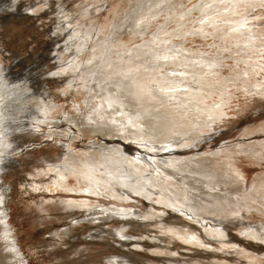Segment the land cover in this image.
I'll list each match as a JSON object with an SVG mask.
<instances>
[{"label": "rangeland", "instance_id": "374dc122", "mask_svg": "<svg viewBox=\"0 0 264 264\" xmlns=\"http://www.w3.org/2000/svg\"><path fill=\"white\" fill-rule=\"evenodd\" d=\"M208 2L0 0V86L2 83L6 86L12 84L21 90L36 72H41L39 75L47 85L45 94H49L48 106L53 107V111L42 115L36 110L37 106H29L23 112L24 117L16 113V119L8 123L7 117L3 116L4 122L0 124V153L6 163L1 168L0 186L7 196L3 198L7 205L3 209L7 225H0V264H111L114 260L119 264H252L254 258L247 260L234 249L263 253L264 244L243 237L248 219L252 225H264L263 213L253 212L247 218L235 215L236 219H227L230 236L223 239L226 245L205 241L211 246L203 248L196 239L194 242L200 247L182 242L186 230L197 233L200 238L207 236L202 228L188 220L190 217H184L178 210L195 204L201 194L206 195L203 193L205 188H200V177L205 176V169L209 168L195 161L205 153L213 154L225 148L233 150L225 159H231L236 170L242 172L244 181L241 178L239 181L243 187L255 184L264 175L263 158L255 159L236 150L247 140L256 142V133L264 122V106L250 99L244 88L231 87L233 96L225 102L223 115L213 130L199 133L195 140L185 141L181 147H171L172 150L168 148L181 138L175 127L169 128L158 140L142 137L140 140L138 136L140 142L137 145L115 132L106 137L84 133L87 128L92 129L95 122L108 118L107 113L105 115L95 107L97 100L90 99L92 94L88 93V87L100 93L98 87L105 85L110 93L115 94L110 90L124 87L129 78L119 73L111 75V80L93 79L99 75L95 69L104 57L112 59L128 55L131 49L161 36L170 42L163 45L166 49L154 50L158 55L165 52L174 57L191 52V58L204 55L211 58L218 53L222 46L218 37L189 33L203 16L211 12L202 8ZM251 11L258 26L264 28V3ZM122 50H125L124 54ZM74 58L79 61L71 72L52 78L57 61L66 64ZM223 62V77L231 75V70H237L227 54ZM183 69L181 63L169 64L160 67L157 75L166 77L169 72ZM199 69L202 70V66ZM205 74L209 75L208 72ZM81 82L90 84L84 87L86 84ZM80 84L84 89L77 87ZM29 94L36 95L33 89ZM112 106L106 111L119 108ZM90 118L93 121H88ZM128 118L125 120L120 115L118 124H129L133 116ZM15 120L18 124L26 120L24 124L28 122L34 128L29 135L26 134L25 142L15 143L10 139V133L19 129L13 125ZM93 127L97 128L96 125ZM255 130L257 132L253 133ZM97 145L119 149L127 155L120 151L103 153ZM64 146H68L67 149L63 150ZM152 146L160 147L159 151L150 152ZM143 149L148 150L151 158L148 164L133 159L143 154ZM172 156L193 158L168 163V157ZM174 164L181 165L182 169L174 173ZM64 167L75 174L70 172L69 175ZM63 168L68 174L64 173L67 177L61 180L62 176L56 174ZM149 184L155 187L152 202L141 196L131 194L127 198L123 195L125 188H145ZM148 192L152 191L146 188ZM241 195L238 199L242 203ZM246 196V202H254L249 194ZM77 202L89 204L90 209L88 207L85 212L69 208ZM200 207L198 214L205 224L209 219L216 220L221 213L218 204L211 209ZM108 208L115 213H122L125 209L130 216L121 217L112 212L106 216L101 214ZM260 230L264 231L263 227ZM8 235L19 247L22 262L11 251ZM263 235L261 232L260 236ZM230 240L232 243L228 242ZM263 256L264 253L260 259Z\"/></svg>", "mask_w": 264, "mask_h": 264}, {"label": "bare ground", "instance_id": "6f19581e", "mask_svg": "<svg viewBox=\"0 0 264 264\" xmlns=\"http://www.w3.org/2000/svg\"><path fill=\"white\" fill-rule=\"evenodd\" d=\"M208 1V3L212 5V7L206 8V10L204 9L205 12L209 9L211 10V12H208L209 14H206L205 16L211 17L212 19L203 25L198 22L193 27V31L191 32V29L189 33L191 35L196 34L200 37L210 35H215L216 37H218L220 43H222V46L217 50L218 53H216L211 58H208L205 55L197 56L195 58H193V56L191 58V52L182 53L174 57L170 55L168 56L165 52L163 54L159 53L158 55V53L154 52V50L159 47L162 50L166 49L167 47H164L165 43L170 42V39L166 40L161 36L156 37L155 39L153 38L154 40L149 44L142 43L141 45L137 46V48L131 49L130 54L128 55H118L117 58L112 59L104 57L101 61L99 60L100 66L95 69V72L99 73V75H97V77L93 79L102 80L105 78L107 80H111V75L119 73H124L129 78H127L128 80L126 81V84L123 85L124 87L116 89V91L110 90L114 91L115 94L110 93L109 87L107 89V86L105 85L104 87H98L100 91L99 93L91 86H87L90 83L87 84L86 82H81L86 84V86L84 87H88V93L93 95L90 96V99L97 100L95 107L100 108V111L104 112L105 115L106 113L108 114V118L105 117V119H102V121L100 122H98L97 120H95L97 122L94 121L97 128H94L93 126L95 125L92 124V129L89 130L87 128V130H84L85 132L83 131L84 133L91 136H93L92 134L97 133L99 135H103V137H106L108 135H113L115 132L118 133L123 139L131 141L132 143L137 145V143L141 140L140 137L147 140H158V137H163L166 135L165 132L169 128L175 127L176 132H178V135L181 136V138L178 140L177 144L171 145L168 148L172 150L171 147H181L183 146V143H185V141H191L192 139L195 140L196 138H198L199 133L209 132L210 130H213V127L216 125L217 121H219L221 113H223L224 106L226 105L225 102L233 96L231 87L241 89L244 88L245 94L248 95L250 99L254 100L256 104L264 106V70H262V66H264V28L258 26V22L254 20V17L256 16L253 17L251 14V9H253L255 6H259L260 3H264L262 2L263 0H224V3H220L219 0ZM230 3H239V7L235 9L236 14H233L234 10L232 8H228V10L225 11V8ZM245 18L247 19L248 24L246 28L241 29L240 33L229 31L230 28L236 27L237 24ZM213 21H215V23ZM141 27H143V24L142 26H140V28ZM248 28H251V32L247 30ZM180 32L181 31H178V34H180ZM241 33H243V35H241ZM248 36H251L253 39L248 40ZM100 46L101 45H99L98 47ZM122 52L124 54L125 50H122L121 53ZM145 52L146 54L147 52L150 53H148V55H144L143 53ZM225 54H227L229 58H232L233 63L235 64L234 66L235 68H237V70L235 71L231 70L230 73L232 74L227 75V77H223V74L221 72L224 66L223 60L225 59ZM164 56H167L168 59H163ZM76 58H74L72 61L67 60L68 62L66 64H64L65 62L61 63L57 61L56 71L52 74V78H58V76L60 75H65L67 72H71L73 68L78 65L77 62L79 60H76ZM180 63L181 67L184 68L182 71L169 72V76L166 77L157 75L160 67L169 64L176 65ZM201 66L202 70L199 69ZM205 72H208L209 75H206ZM40 73L36 72V75H34L27 84L22 86V90L27 94V97L30 101L28 107L37 106L36 110L40 111V113L43 115V113L53 111V107L50 108L48 106L49 100H47V98L49 94H45L47 93V85L43 80L44 78L42 79L43 76L40 77ZM179 73H183V75H179ZM80 79L83 80V78ZM4 84L5 83H2L3 87H6L10 90L15 89L19 91L16 85L12 86L11 84V86H6ZM70 84L73 83L70 82ZM77 87L83 88V85L80 84V86L77 85ZM169 87H174L178 90L169 91L167 93L162 91V89ZM32 89L36 93V95L29 94V91ZM97 93L100 94V96H97ZM261 99L262 102L260 101ZM107 100H111L112 104L118 106L119 108L121 107L122 109L115 108V110L106 111L107 107H109L106 103ZM85 104H87V102H85ZM218 104L221 105L220 108L216 107ZM28 107L26 109H28ZM16 113L17 111L14 107H7V110L4 112V116L7 117L8 123L9 121L10 123H12L13 119H16L14 118V115ZM26 114L27 113H25V116ZM21 115L23 116V114ZM118 115L125 117V120H129L128 117L131 116H133V119L130 120L131 123L129 124L127 123L119 125ZM17 116H19V114ZM90 120H92V118L88 119V121ZM15 121V123L17 124L14 123L13 125L19 129L10 133V139H12L13 142L15 141V143L17 141L25 142V136L29 133L33 126H31L28 122V125L25 126V124H27H24L26 120L24 122H21L20 124H18V120ZM111 122L115 124H111ZM259 130V133H256L257 130L252 131L253 133L258 134L256 136V142H254L253 140L252 142H249V140L245 141L244 144L237 147L236 150H238V153L251 155L255 159H264V122ZM138 136L140 140H138ZM97 146L101 147L98 150L103 153H106L107 151H110V153H117V151H120L119 149L117 150L115 148H112L114 150H111L109 146ZM67 147L68 146H64L63 150L67 149ZM150 149L159 151L158 149H160V147L152 146L150 147ZM143 150V154L137 155V157L133 159L136 161L138 160L139 163L148 164L151 162V158L147 153L148 150ZM229 152H231L230 154H232L234 151L225 148L222 150H217V152H214L213 154L206 155L205 153L203 154V156H199V158L195 159V161L204 163L209 168V170L205 169V176L200 177V188H205V191L203 193H205L206 195L201 194L200 198L196 199L195 204L191 203L192 205H186L185 207L183 206L182 208L177 209L181 211L179 213H183L184 217H190L188 218V220L195 224V226L202 228L204 234L207 237L200 238L197 233L186 230V235L182 237L183 243L197 245L194 242V240L196 239V241L203 244V248L204 246H211L205 241H214L216 243L226 245L227 242L223 241V239L230 236L226 228L228 224V222L226 221L227 219L231 217L233 219H236L237 217L243 218L245 216L247 218V215L253 212L264 214V175H262L261 178H259V181L255 184L248 185L246 187L241 186L240 183L242 182L239 181L240 178L244 181L242 172L236 170L235 166L231 164V159H225V156H227ZM119 153L127 155L121 151ZM111 156L109 154V157ZM192 158L193 156L178 159L176 157L173 158L172 156L168 157V163L180 162L183 160L189 161V159ZM229 162L230 164H228ZM5 164L6 163L1 164L0 169L5 166ZM181 167V165L174 164V166H172V171L174 173L179 172L178 169H182ZM60 168H62V166ZM64 168L60 169L56 176L67 177V175L64 174L66 172H63L66 169ZM91 171L96 173V171ZM67 172H69L70 175L71 171ZM71 173L75 174V172L73 171ZM94 180L95 179H93L92 181ZM65 181H67V179H65ZM146 188L151 190L152 192L146 193ZM154 189L155 187L153 184H149L148 186L145 185V188L138 189H136L134 186H131L124 189L125 192H123V195H125L127 198L131 196V194L135 196H141L142 198H145L152 202L154 200ZM136 191H141L142 193H138ZM248 194L254 199V202H246L248 200L246 195ZM238 195H241L240 199L242 203L238 199ZM0 196H2L3 198L7 197L6 195H4V189L1 186ZM215 204H218L220 206L221 213L216 220L209 219V222L205 224V221H202V218H200V214H198L199 208L201 209L200 206H203V209H211L213 206H215ZM5 206L7 205L4 203V201L0 200V225H7L3 210ZM88 207L90 209V205L84 202H77L76 204L69 206L70 209L74 210L78 208L85 212L88 211ZM109 212L115 213L113 209L108 208L103 210L101 214H105L106 216ZM115 214L121 215V217L130 216L126 213L125 209L122 210V213ZM96 215L99 216V214ZM235 215H237V217H234ZM247 222V226H245V228L243 229V237L246 240L250 239L254 242L258 241L261 244H264V235L260 236L261 232L264 233L263 230H260V228L262 229V227L264 229V225H252L249 222V219L247 220ZM3 229L7 230L4 226ZM253 236H255L256 238H251ZM8 239V244L11 251L17 255V260L22 262L23 259L21 257V251L19 247L13 242V239L9 237V235ZM228 242L232 243V240ZM197 246L200 247L199 245ZM234 252L236 254L240 253V255L244 256L247 260L254 258V260L257 262L253 261L252 264H264V256L262 259H260L259 257L261 254L263 255L264 251L263 253H259L258 251H256V253H253L250 250H247V252H245V250L238 251V249H234ZM112 259L115 258H110V260ZM111 264L119 263L114 260ZM122 264H124V262Z\"/></svg>", "mask_w": 264, "mask_h": 264}, {"label": "clouds", "instance_id": "9594fccd", "mask_svg": "<svg viewBox=\"0 0 264 264\" xmlns=\"http://www.w3.org/2000/svg\"><path fill=\"white\" fill-rule=\"evenodd\" d=\"M29 103L27 94L22 89L19 91L15 89L10 90L0 86V124L3 123L4 112L8 106L14 107L18 114H23ZM3 163V155H0V164ZM2 171L3 169H0V172Z\"/></svg>", "mask_w": 264, "mask_h": 264}, {"label": "snow or ice", "instance_id": "6c2138e0", "mask_svg": "<svg viewBox=\"0 0 264 264\" xmlns=\"http://www.w3.org/2000/svg\"><path fill=\"white\" fill-rule=\"evenodd\" d=\"M219 2H220V3H224V0H219ZM211 7H212L211 4H205V5H204V8H211ZM238 7H239V3H230V4H228L227 7L225 8V11H227L228 8H232V9L234 10V11H233V14H236V13H235V9L238 8ZM211 19H212L211 17L205 16L203 19H201V20L199 21V23H200L201 25H203V24H205L206 22H208V21L211 20ZM213 22L215 23V21H213ZM247 24H248V22H247V19L245 18V19H243L241 22H239V23L237 24L236 27H232V28H230L229 31H230V32L240 33V32H241V29H244V28L247 27ZM247 30H248L249 32H251V28H248ZM241 35H243V33H241ZM247 39H248V40H252L253 38H252L251 36H248ZM163 59L167 60L168 57H167V56H164ZM262 70H264V66H262ZM179 75H183V73H179ZM169 83H173V82H169ZM177 90H178V89H177V88H174V87H169V88L162 89V91H164V92H166V93L169 92V91H177ZM106 103L108 104L109 107L112 106V101H111V100H107ZM216 107H217V108H220L221 105L218 104ZM221 115H223V113H221ZM210 119H211V116H210ZM129 123H131V121H129ZM149 150H150V151H154V149H149ZM0 155H3V154L0 153ZM60 179L62 180L63 177H61ZM0 200H3V197H2V196H0ZM251 238L255 239L256 237L253 236V237H251ZM109 264H110V262H109Z\"/></svg>", "mask_w": 264, "mask_h": 264}]
</instances>
